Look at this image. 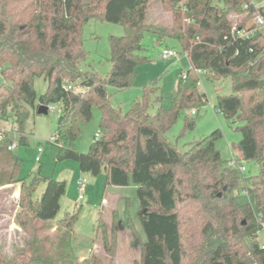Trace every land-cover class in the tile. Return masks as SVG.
<instances>
[{
    "label": "trees",
    "instance_id": "obj_1",
    "mask_svg": "<svg viewBox=\"0 0 264 264\" xmlns=\"http://www.w3.org/2000/svg\"><path fill=\"white\" fill-rule=\"evenodd\" d=\"M158 2L172 18L167 26L148 24ZM258 15L264 17V5L253 0H0V94L8 88L2 111L11 107L22 131L27 107L37 111L41 105H60L56 160H74L80 171L94 177L105 171L112 186L136 185L145 237L139 264H264L258 236L264 228V32L248 25ZM93 19L121 24L125 30L124 36L110 37L113 68L107 78L80 67L87 57L82 30ZM235 26L254 33L241 38ZM144 32L160 41L176 40L191 66L170 94V108L164 107L161 86L154 82L123 113L110 104L107 87L130 86L137 68L148 61L139 54ZM199 72L211 80H232L233 92L218 97L217 110L229 124L240 123L241 138L233 144L240 154L238 165L256 160L260 166L259 174L244 179L243 189L254 206L238 204L243 174L221 158L220 130L195 140L186 151L167 136L182 111L197 115L208 102ZM37 77L48 84L39 97ZM75 85L84 91L76 92ZM95 93L99 134L83 153L72 145V122L89 117L88 99ZM184 127L193 129L194 120L186 118ZM11 142L8 133L0 141V188L23 182L16 220L35 252L39 223L57 219L67 184L48 180L36 200L34 193L44 179L18 177L23 164L7 148ZM26 143L21 138L20 144ZM78 217L67 214L58 224L71 229ZM126 224L137 234L135 226ZM0 264L51 263L33 253L20 261L0 255ZM80 264L103 263L92 256Z\"/></svg>",
    "mask_w": 264,
    "mask_h": 264
},
{
    "label": "rangeland",
    "instance_id": "obj_2",
    "mask_svg": "<svg viewBox=\"0 0 264 264\" xmlns=\"http://www.w3.org/2000/svg\"><path fill=\"white\" fill-rule=\"evenodd\" d=\"M258 7L264 5V0H253ZM252 19L248 25L253 23ZM172 22L169 13L163 11L161 3H156L148 15V24L167 26ZM264 32V28L262 29ZM125 30L121 24L107 22L102 19H93L86 23L82 30L84 48L87 51L86 60L80 64L84 71L97 72L102 78H107L113 68L111 62L110 37L124 36ZM142 39L143 50L140 56L148 61L141 63L137 68L136 76L130 86L118 90L113 86L107 87L110 104L127 112L131 106L142 99V90L145 86L159 82L162 96L165 97V108H170V94L177 87L183 72L191 66L186 53L174 39L160 41L157 35L144 32ZM174 48L181 53L177 60L164 61L161 58L163 48ZM199 87L207 95L208 102L204 107L197 109L198 114L191 111H182L179 119L168 133L169 140L176 144L181 151L191 147L192 142L206 137L216 130L223 134L217 143V149L227 163L232 159H239L238 153L233 150V144L238 143L241 132L238 124H229L223 114L217 111L218 97L230 95L233 92L232 80L221 77L211 80L203 72L198 73ZM38 97L47 90L43 78L34 79ZM75 91H84L82 86L75 85ZM8 96L6 87L0 94V104ZM91 99V100H90ZM88 99L89 117L73 118V143L79 152L86 153L94 138L99 134L100 110L96 98ZM47 115L39 114L30 107L26 108L27 117L22 131H18V116L7 107L5 112L0 107V131L9 134L11 141L16 144L13 154L19 157L22 167L18 171L20 179L28 182L39 176L42 180L34 193L39 200L47 188L50 179L67 184L66 195L61 198L60 212L56 220L39 223L41 228L36 231L35 252L32 251L30 237L19 227L16 217L19 213V192L23 182L6 185L0 188V255L10 259L29 260L33 253L51 264H80L84 259L95 256L103 264H139L142 259V245L145 241L142 223L139 217V200L136 185L128 187L112 186L107 183L106 172L97 177L80 171L78 162L71 159L58 162L56 155V133L60 117V105H51ZM155 109H151L154 112ZM194 120V128L185 130V119ZM25 137L26 144H20ZM2 140V139H1ZM0 140V141H1ZM51 140V141H50ZM43 152L39 153L38 149ZM40 161H36V157ZM245 171L240 181L238 204L254 206L250 196L243 186L245 178L259 174L260 166L255 161H242ZM84 179L87 182L82 186L79 183ZM83 195L82 200L80 196ZM79 214L78 220L70 228L59 226L58 221L67 214ZM127 222L136 227L134 233ZM106 232V233H105ZM264 245V228L258 234ZM113 249V256L108 251Z\"/></svg>",
    "mask_w": 264,
    "mask_h": 264
},
{
    "label": "built area",
    "instance_id": "obj_3",
    "mask_svg": "<svg viewBox=\"0 0 264 264\" xmlns=\"http://www.w3.org/2000/svg\"><path fill=\"white\" fill-rule=\"evenodd\" d=\"M252 24L256 27V29L262 30V29L264 28V17L258 15V16L255 17V19L253 20V23H252ZM233 31H234V33H236L237 36H239V37H241V38H245V39H246V38H247V39L250 38L251 35L254 33V30H253V29H250V28H238V27H236V26L233 28ZM185 53H186V57L188 58V53H187V52H185ZM180 56H181V53H180L178 50H176V49H174V48L171 49V48H168V47L163 48L162 53H161V58H162L164 61L177 60V59L180 58ZM183 79H186V73L183 74ZM50 110H53V111H54V107L50 106V107L48 108V111H50ZM217 111H218V110H217ZM196 113H197V112H196L195 110H192V115H195ZM218 113L221 114L220 111H218ZM5 133H6V132H5L4 130H1V131H0V140L4 138ZM55 139H56V137H55ZM50 141H51V140H50ZM7 148H8L10 151L13 152V151L16 149V144L13 143V142H11V143L8 145ZM38 152H39V153H42V152H43V149H42V148H39V149H38ZM36 161H38V162L40 161V157H39V156L36 157ZM229 166L238 169L241 173H243V172L246 170L244 165H240V164L238 165V163H237V159H232V160H230V162H229ZM86 182H87V180L84 179L83 181H81V182L79 183V186L82 188V186H83ZM82 198H83V195L80 196V199H81V200H82Z\"/></svg>",
    "mask_w": 264,
    "mask_h": 264
},
{
    "label": "water",
    "instance_id": "obj_4",
    "mask_svg": "<svg viewBox=\"0 0 264 264\" xmlns=\"http://www.w3.org/2000/svg\"><path fill=\"white\" fill-rule=\"evenodd\" d=\"M48 108H49V107H47V106L41 105V106L38 108V113H39V114L47 115V114H48Z\"/></svg>",
    "mask_w": 264,
    "mask_h": 264
},
{
    "label": "crops",
    "instance_id": "obj_5",
    "mask_svg": "<svg viewBox=\"0 0 264 264\" xmlns=\"http://www.w3.org/2000/svg\"><path fill=\"white\" fill-rule=\"evenodd\" d=\"M169 48V47H168ZM172 49V48H171ZM96 93L95 94H92V96H91V98H95L96 97ZM96 100H97V98H96ZM80 117H82V116H80ZM79 118V116L78 117H76L75 119H78ZM72 145L76 148V146L74 145V143H72ZM77 149V148H76ZM239 157H240V154L238 155Z\"/></svg>",
    "mask_w": 264,
    "mask_h": 264
}]
</instances>
